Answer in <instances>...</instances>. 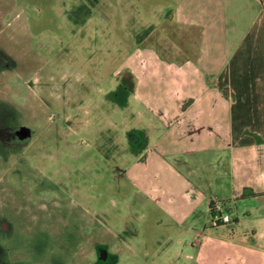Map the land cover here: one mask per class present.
<instances>
[{
  "label": "rangeland",
  "instance_id": "rangeland-1",
  "mask_svg": "<svg viewBox=\"0 0 264 264\" xmlns=\"http://www.w3.org/2000/svg\"><path fill=\"white\" fill-rule=\"evenodd\" d=\"M171 3L0 0V264L255 259L251 252L218 246L220 237L230 235V224L200 235L194 221L211 219L178 217L170 195L179 188L170 165L151 164L144 171L161 175L163 191L133 170L125 175L149 140L137 108L127 107L131 92L124 83L130 89L132 78L124 59L142 39L167 37L162 18ZM224 4L232 53L255 4ZM211 166L204 170L215 179L221 170Z\"/></svg>",
  "mask_w": 264,
  "mask_h": 264
},
{
  "label": "crops",
  "instance_id": "crops-1",
  "mask_svg": "<svg viewBox=\"0 0 264 264\" xmlns=\"http://www.w3.org/2000/svg\"><path fill=\"white\" fill-rule=\"evenodd\" d=\"M243 1L255 4V15L232 53L224 0H172L161 23L167 37L142 39L125 57L132 78L130 89L124 83L131 92L127 107L137 108L149 140L125 175L133 170L163 191L161 175L144 171L151 164L170 165L179 188L170 195L178 217L211 219L194 221V234L230 224V235L220 237L218 246L251 252L255 259L225 264H264V0ZM205 164L221 175L210 178ZM214 198L225 203L230 221L213 222Z\"/></svg>",
  "mask_w": 264,
  "mask_h": 264
},
{
  "label": "built area",
  "instance_id": "built-area-1",
  "mask_svg": "<svg viewBox=\"0 0 264 264\" xmlns=\"http://www.w3.org/2000/svg\"><path fill=\"white\" fill-rule=\"evenodd\" d=\"M225 203L218 199H213L210 205L211 216L214 223L218 221L228 222L230 221V217L228 214L224 213Z\"/></svg>",
  "mask_w": 264,
  "mask_h": 264
},
{
  "label": "flooded vegetation",
  "instance_id": "flooded-vegetation-1",
  "mask_svg": "<svg viewBox=\"0 0 264 264\" xmlns=\"http://www.w3.org/2000/svg\"><path fill=\"white\" fill-rule=\"evenodd\" d=\"M103 256V255H102ZM106 260V259H105Z\"/></svg>",
  "mask_w": 264,
  "mask_h": 264
}]
</instances>
